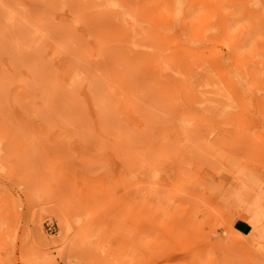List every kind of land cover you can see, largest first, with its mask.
Segmentation results:
<instances>
[{
    "label": "rangeland",
    "instance_id": "374dc122",
    "mask_svg": "<svg viewBox=\"0 0 264 264\" xmlns=\"http://www.w3.org/2000/svg\"><path fill=\"white\" fill-rule=\"evenodd\" d=\"M0 264H264V0H0Z\"/></svg>",
    "mask_w": 264,
    "mask_h": 264
},
{
    "label": "bare ground",
    "instance_id": "6f19581e",
    "mask_svg": "<svg viewBox=\"0 0 264 264\" xmlns=\"http://www.w3.org/2000/svg\"><path fill=\"white\" fill-rule=\"evenodd\" d=\"M209 29V28H208Z\"/></svg>",
    "mask_w": 264,
    "mask_h": 264
}]
</instances>
